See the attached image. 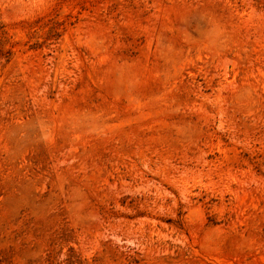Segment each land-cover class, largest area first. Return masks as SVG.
<instances>
[{"label":"rangeland","instance_id":"1","mask_svg":"<svg viewBox=\"0 0 264 264\" xmlns=\"http://www.w3.org/2000/svg\"><path fill=\"white\" fill-rule=\"evenodd\" d=\"M0 264H264V0H0Z\"/></svg>","mask_w":264,"mask_h":264}]
</instances>
